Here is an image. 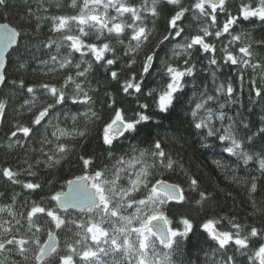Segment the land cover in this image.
I'll return each mask as SVG.
<instances>
[{
    "label": "snow or ice",
    "instance_id": "1",
    "mask_svg": "<svg viewBox=\"0 0 264 264\" xmlns=\"http://www.w3.org/2000/svg\"><path fill=\"white\" fill-rule=\"evenodd\" d=\"M231 3L22 0L20 26L0 22V91L9 89L7 97L0 98V124L17 92L24 99L15 111L28 116L27 123L17 120L6 137L8 147L22 153L23 167L0 169V177L21 189L8 197L0 193V264H193L185 259V247L197 228L212 242L204 264H264V223L258 227L224 215L205 216L196 225L188 216L170 217V207H182L187 195L180 184L159 178L161 173L179 170L187 176L200 208L215 196L200 189L198 178L184 171L164 141L157 137L143 146L128 143L117 152L149 124L158 127L157 116L167 118L183 104L194 103L188 113L196 133L206 141H218L228 157L245 167L255 165L264 176V149L254 151L252 135H240L249 125L224 111L227 105L240 103L246 77L249 100L253 94L264 100V38L236 31L244 22L264 26V0H240L235 13ZM8 6L9 0H0V8ZM45 25L50 35L43 47L55 49L39 69L48 80L26 85L23 79H11V53ZM197 58L207 62L213 92L206 85L203 90L196 87ZM225 66L236 70L238 88L230 78L217 83ZM97 68L125 97L135 98L137 108L131 116L106 90L104 103L111 115L100 125L103 115L95 108L98 89L92 87ZM153 71L162 75L163 83L157 87L147 86ZM188 87L193 94L185 101ZM69 104L77 110H65ZM98 125L109 162L102 166L83 154ZM259 133L264 137V127ZM77 147L82 174L40 199H21L41 190L44 184L35 178L62 169ZM214 163L228 167L219 160ZM256 179L248 181L250 194L257 192ZM231 182L244 183L235 176ZM249 215L264 219V203L253 201Z\"/></svg>",
    "mask_w": 264,
    "mask_h": 264
},
{
    "label": "trees",
    "instance_id": "2",
    "mask_svg": "<svg viewBox=\"0 0 264 264\" xmlns=\"http://www.w3.org/2000/svg\"><path fill=\"white\" fill-rule=\"evenodd\" d=\"M246 2V0H245ZM240 3V0H232L230 5L233 13ZM64 11L68 12L69 9L65 8ZM22 11V0H9L7 9L0 8V22L20 26V16ZM5 17L7 19H5ZM158 28L163 30V20L159 22ZM31 32V29L28 30ZM237 32L248 31L251 32L257 40L264 38V26L260 24H249L244 22ZM50 33L48 26L45 25L38 33L26 37L19 46L18 52L11 53V62L8 65V75L11 79H23L26 85L40 83L47 81L48 78L41 75L39 69L43 67L42 60L49 59V53H54L55 49H47L43 47V42L47 40ZM55 38V37H54ZM161 52V57L164 56ZM23 57V59H21ZM197 71L195 76V84L197 89L203 90L207 86V91L213 92L214 85L212 83L211 72L205 71L208 68L207 62L202 58L196 59ZM139 69L140 65L135 66ZM231 79L233 86L238 88L239 82L236 77V70L225 66L220 73H218L217 83ZM58 83L59 81H52ZM163 83L162 75L153 71L151 77L147 78V86L157 87ZM92 87L97 88L96 93L97 103L95 108L102 113L103 120L100 125L106 121L111 115V110L105 106V91L112 92L118 103L124 107L131 116L132 112L137 108V103L134 97H125L118 91V85L115 82H110L108 77L104 74L103 70L97 68L92 78ZM9 94V89L0 91V98H6ZM193 94V88L188 87L185 89L184 100L187 101ZM240 103L236 105H227L224 111L227 115L234 117L236 120H243L248 124L247 129H241V136L252 135L254 144L252 148L254 151L264 149V137L259 133V128L264 127V100L255 98L249 100V84L246 81L244 84V91L239 93ZM24 96L17 92L13 99L9 101L10 107L7 112V119L3 124H0V169L7 166L23 167L20 163L22 153L14 148H9L10 141L6 138L10 135L13 125L17 120L23 123L28 122V116L23 115L15 109L20 108ZM150 102V101H148ZM194 107V103L189 105L187 103L179 107L171 116L159 115L156 117L160 121L159 126L149 124L144 128L134 140L123 142L117 148V152L124 150L128 143L146 145L151 139L160 138L165 142L166 149L173 154V157L180 160L184 165V171L189 176H195L199 180L200 189L212 192L215 199L200 208L195 204L198 199V193L192 192L188 188V177L181 173L179 170L174 174L172 172L161 173L159 178L166 179L170 183L180 184L187 195V203L182 207L179 205H172L170 207L169 215L174 219L180 216H188L192 218L196 225H199L205 216H224L235 215L241 220L248 223H254L260 226L264 223V219L259 216L249 215L252 212V202L257 204L264 203V176H261L257 171L255 165L245 167L242 163L235 161L234 158L228 157L223 151V146L216 140H204L199 136L196 131L191 127L189 121L191 119L188 109ZM67 111H76V106H65ZM71 125V121H69ZM102 129L98 125L93 129L88 138V143L84 148V155L94 158L98 166L109 163L105 157L104 148L101 139ZM179 136L181 139H176ZM79 145L81 142L76 141ZM80 153V148L77 147L76 154L73 155L70 163L59 169L54 174L41 172L37 179L44 184L41 190L34 194H23L21 199H40L42 196H47L53 188L59 189L67 179H72L74 176L82 174L81 162L77 159V154ZM219 160L226 164V169L218 168L214 161ZM233 176L239 177L244 181L243 184L232 183ZM252 176H256L254 181L257 183V192L250 194L247 190L248 181ZM227 177V178H225ZM21 179H32L31 177L22 176ZM51 180L52 183L47 182ZM231 191L232 196L227 197L226 193ZM21 192L19 186L12 185L4 178L0 177V193H4L5 197L14 195ZM46 239V237H45ZM212 247V242L206 235L197 228L195 233L191 236L190 240L186 243L185 259L190 258L193 264H204L206 259L205 253L209 252ZM243 260L244 258H239Z\"/></svg>",
    "mask_w": 264,
    "mask_h": 264
}]
</instances>
